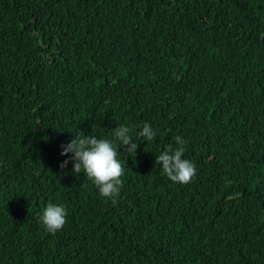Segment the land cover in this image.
I'll list each match as a JSON object with an SVG mask.
<instances>
[{
  "label": "trees",
  "instance_id": "16d2710c",
  "mask_svg": "<svg viewBox=\"0 0 264 264\" xmlns=\"http://www.w3.org/2000/svg\"><path fill=\"white\" fill-rule=\"evenodd\" d=\"M144 123L115 203L60 168ZM177 135L188 184L156 164ZM0 264H264V0H0Z\"/></svg>",
  "mask_w": 264,
  "mask_h": 264
},
{
  "label": "clouds",
  "instance_id": "9594fccd",
  "mask_svg": "<svg viewBox=\"0 0 264 264\" xmlns=\"http://www.w3.org/2000/svg\"><path fill=\"white\" fill-rule=\"evenodd\" d=\"M133 133L146 141L155 139L157 133L148 123H144L139 131L135 126L120 124L111 130L112 139L97 138L96 135H85L80 131L73 136L67 144L61 145V155L69 157L60 164V168L66 169L69 163L73 165V173H83L93 182L99 190L101 197L112 199L119 195L123 186L124 164L119 159V143L126 150V156L136 157L139 145L133 142ZM178 147L171 144L156 156V164L162 166V173L173 183L188 184L197 175L196 166L188 159H184L186 141L177 135L174 137ZM41 222L45 229L55 234L62 230L67 223V211L63 205L48 203L43 210Z\"/></svg>",
  "mask_w": 264,
  "mask_h": 264
}]
</instances>
